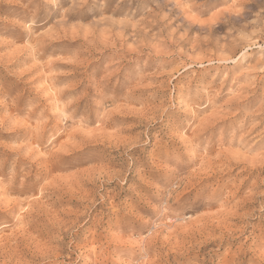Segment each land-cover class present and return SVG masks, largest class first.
Listing matches in <instances>:
<instances>
[{"label": "rangeland", "instance_id": "rangeland-1", "mask_svg": "<svg viewBox=\"0 0 264 264\" xmlns=\"http://www.w3.org/2000/svg\"><path fill=\"white\" fill-rule=\"evenodd\" d=\"M0 264H264V0H0Z\"/></svg>", "mask_w": 264, "mask_h": 264}]
</instances>
